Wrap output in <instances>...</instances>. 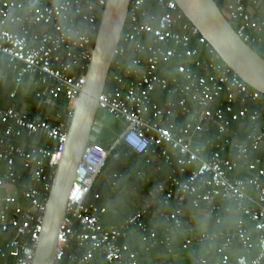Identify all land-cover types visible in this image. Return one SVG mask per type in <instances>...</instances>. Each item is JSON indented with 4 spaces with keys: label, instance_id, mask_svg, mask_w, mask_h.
<instances>
[{
    "label": "built area",
    "instance_id": "obj_1",
    "mask_svg": "<svg viewBox=\"0 0 264 264\" xmlns=\"http://www.w3.org/2000/svg\"><path fill=\"white\" fill-rule=\"evenodd\" d=\"M226 19L249 47L264 46V0H219ZM107 0H0V60L14 75L16 97L24 78L36 79L38 107L63 98L55 123L15 106L0 109V161L7 173L0 187L15 184V162L28 171L29 185L19 197L0 203V264H32L42 231L54 170L63 153L70 121L83 90L86 70ZM148 4H154L149 12ZM172 0H130L106 85L97 99L101 113L121 126L108 149L87 144L77 164L64 217L57 233L53 264H139L125 241L138 233L147 251L162 247L173 264V234L182 225L187 199L217 215L218 202L232 205L230 233L191 236L180 247L220 240L219 258L195 257L193 264H264V96L225 66L199 31L182 21ZM180 62L173 74L160 66ZM100 121V119L97 117ZM246 125L249 131L239 139ZM43 136L54 149H27L19 140ZM145 157L154 166L177 167L158 186V204L175 203L163 238L146 218L149 207L116 226H103L106 210L86 200L114 150ZM50 171V173H48ZM113 178H118L114 175ZM94 199H99L97 194ZM225 214L230 209L223 210ZM163 215V214H161ZM249 229L256 232L253 240ZM238 246L243 254L231 260ZM256 250V255L248 258Z\"/></svg>",
    "mask_w": 264,
    "mask_h": 264
},
{
    "label": "water",
    "instance_id": "obj_2",
    "mask_svg": "<svg viewBox=\"0 0 264 264\" xmlns=\"http://www.w3.org/2000/svg\"><path fill=\"white\" fill-rule=\"evenodd\" d=\"M184 18L241 81L264 96V58L245 44L214 0H172ZM130 0H107L100 17L85 83L73 110L67 141L54 170L42 231L32 264H53L57 233L68 193L84 147L103 127L97 119V99L103 92L114 52L126 21Z\"/></svg>",
    "mask_w": 264,
    "mask_h": 264
},
{
    "label": "crops",
    "instance_id": "obj_3",
    "mask_svg": "<svg viewBox=\"0 0 264 264\" xmlns=\"http://www.w3.org/2000/svg\"><path fill=\"white\" fill-rule=\"evenodd\" d=\"M14 78V75L8 72L5 61L0 60V84L7 83L8 86H13L14 90ZM24 79H26L23 86L25 91L36 84L35 78L26 77ZM28 108L29 106L24 105L20 110L28 111ZM109 131L113 133L114 136H118L119 134L118 131ZM161 167L163 166H159L156 170L153 164L146 163L145 157L136 156L129 164L130 173L118 176V178L115 179L109 175H102L96 180L94 189L106 193V197H103L100 203L106 210V214L102 220L104 226H116L128 216L149 207L152 214L146 218V222L151 228L157 231L159 238H163L169 227V222L166 217L177 209V205L175 203H170L168 206L164 207L158 204L164 194V192L161 193L157 188L160 182L158 180L160 176L162 177V174L159 173ZM134 178H138L142 182V185H135ZM150 182H157L154 189L148 187ZM1 196L0 194V203L2 202ZM218 203L222 208V211L217 215L221 219L220 224H216L215 214L211 213L206 206H202L199 209L192 207V209L189 204H187V206L184 204L185 208H182L181 228L173 234L175 248L174 256L171 258L173 264H193V259L197 256L209 259L219 258L217 251L221 245L220 240L202 245H193L187 252L180 251L181 245L186 240L190 239L191 236L210 233H230L233 231L234 221L236 219V214L232 208L233 206L226 202L220 201ZM226 208L230 209V213L225 214L223 210ZM191 210L193 213L189 215L188 213L191 212ZM249 234L253 240L256 239L257 234L252 229H249ZM1 240H3V238ZM125 243L136 255L139 264H153L157 261L168 260V256H166L162 247V250H159L158 247V250L147 251L142 246L136 231L130 233ZM241 254H243V252L238 246H235L230 256L231 260L234 261V259Z\"/></svg>",
    "mask_w": 264,
    "mask_h": 264
},
{
    "label": "trees",
    "instance_id": "obj_4",
    "mask_svg": "<svg viewBox=\"0 0 264 264\" xmlns=\"http://www.w3.org/2000/svg\"><path fill=\"white\" fill-rule=\"evenodd\" d=\"M215 4L221 11V13L226 17V13L224 11L223 5L219 0H214ZM154 4H148L147 9L149 12L155 13L154 12ZM182 21L189 23L184 16H182ZM264 47V46H262ZM260 47H253L252 49L257 52V49ZM258 53V52H257ZM259 54V53H258ZM259 56H261L259 54ZM264 58V50H263V55L261 56ZM180 65V62L177 61H170L167 64H163L160 66L159 70V75L161 77L167 75V71L169 73L173 74L174 69ZM26 79L23 80L22 85L17 89L16 97L14 99H10V95L13 91V86H8L7 83L0 84V109H8L10 107L16 106L18 110L21 109L22 106L27 105L29 106L28 112L32 117H39L41 120H47L51 123H55V117L62 113L65 106H66V101L61 98L58 101L53 102L52 105H45L41 104L38 107V100L36 99V93L41 89V87L37 84H34L32 87H30L27 91L23 88L24 83ZM250 129L248 125H246L244 128L239 133V139L243 137V135L248 132ZM106 128H103L100 130L98 134L95 135V141L93 143L99 145L103 149H108L113 141L116 139L115 136H111V134L106 132ZM16 144L21 145L23 144L27 149H32V148H49L50 150L54 149L55 144L51 142L50 140L46 139L43 136H34V137H29L25 138L24 140H19L16 142ZM115 154H118V158L114 159L113 157H109L106 161V166L103 170L102 175H109L110 177H113L114 175L116 176H122L126 175L129 172V164L130 162L136 157V155L131 154L128 152V150L122 146L118 145L116 149L114 150ZM158 169L157 166H155ZM14 172L16 174V182L15 184H5L4 186L0 187V194L2 195V199L6 197H19L21 191H23L28 185H29V175L28 171L25 170L22 165L19 162H15L14 164ZM177 171V167L173 164L172 166H163L159 169V173L162 174V177L160 176L159 186L164 185L167 183V176H169L172 171ZM7 173V168L6 164L4 162L0 161V176L2 177ZM50 173V171L48 172ZM134 183L137 186L142 185V182L138 178H134ZM157 182H150L148 187L150 188H155ZM158 188V187H157ZM163 193V191H160ZM97 194L99 196V199H94V195ZM106 197V193L100 192L99 190H95L94 186L86 200L87 204H93V205H100L102 198ZM185 206L189 204L190 208H192L190 200H187L186 203H184ZM182 206V208H185V206ZM193 209V208H192ZM195 210V209H194ZM193 213L189 212L188 214L190 215ZM104 226V225H103ZM159 250H162L161 247L158 248ZM157 249V250H158ZM256 250H254L248 258H252L253 256L256 255Z\"/></svg>",
    "mask_w": 264,
    "mask_h": 264
},
{
    "label": "rangeland",
    "instance_id": "obj_5",
    "mask_svg": "<svg viewBox=\"0 0 264 264\" xmlns=\"http://www.w3.org/2000/svg\"><path fill=\"white\" fill-rule=\"evenodd\" d=\"M263 50H264V47L260 46V48L257 49V52L262 56ZM97 117L100 119V121L104 125V128H106V130L108 131V132L107 131L106 132L111 134L112 137L114 136V134L111 133L109 130L118 131V133L120 132L121 126L119 124L115 123L114 121H112L109 117L102 115L101 113H98ZM116 137H117V135L115 136V138Z\"/></svg>",
    "mask_w": 264,
    "mask_h": 264
}]
</instances>
